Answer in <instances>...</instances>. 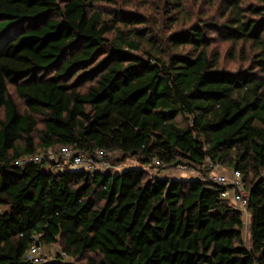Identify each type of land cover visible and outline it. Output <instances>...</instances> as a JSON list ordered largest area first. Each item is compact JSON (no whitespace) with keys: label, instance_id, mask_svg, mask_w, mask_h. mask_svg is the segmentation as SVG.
Here are the masks:
<instances>
[{"label":"trees","instance_id":"obj_1","mask_svg":"<svg viewBox=\"0 0 264 264\" xmlns=\"http://www.w3.org/2000/svg\"><path fill=\"white\" fill-rule=\"evenodd\" d=\"M62 147L239 172L249 246L217 186L14 165ZM33 244L66 257L42 264H264V0H0V264Z\"/></svg>","mask_w":264,"mask_h":264},{"label":"built area","instance_id":"obj_2","mask_svg":"<svg viewBox=\"0 0 264 264\" xmlns=\"http://www.w3.org/2000/svg\"><path fill=\"white\" fill-rule=\"evenodd\" d=\"M110 154L104 151H96L94 154L77 153L70 148L62 147L56 153L48 152L46 154L35 155L20 159L14 162L16 167H23L28 162L37 163L42 159L51 161L53 168L56 172H71V173H86L93 176L96 173H120L115 169L110 159ZM155 165L159 166L158 162ZM208 171L207 178L201 176L188 178L189 180H198L200 182L217 186L223 191L220 198L230 205L232 209L240 213L242 220L248 222V212L245 209L247 203L248 193L243 189L241 175L237 171L230 173L231 177L228 178L225 174L221 173L219 165L207 164ZM157 168L143 167V170L148 173L149 170H156ZM126 169V168H124ZM122 169V170H124ZM176 169L186 172H191V169L185 166H179ZM223 171V170H222ZM59 255L66 259L65 255L59 252ZM27 260L32 264H42V247L33 244L27 252Z\"/></svg>","mask_w":264,"mask_h":264},{"label":"rangeland","instance_id":"obj_3","mask_svg":"<svg viewBox=\"0 0 264 264\" xmlns=\"http://www.w3.org/2000/svg\"><path fill=\"white\" fill-rule=\"evenodd\" d=\"M214 47H215L214 49H216V51H218L220 54V64L222 68H225L228 70H236V68L241 66V62H240L241 60L237 56V54H236V59L234 61H231V59L228 57L231 55L230 46L228 44L219 42V43H216ZM119 159L120 158L114 155L111 157L112 162L115 163L113 164V167L115 169L118 168L116 172L118 171L121 172L123 171L122 169L124 168H142L143 169V166L141 167V165H139L137 161H135V159L130 158L124 162L119 161ZM221 173L225 174L228 178L231 177L230 173H228L225 170L223 171L221 170ZM160 174L161 176H159ZM148 175H150L151 178L158 177V178H169V179H173V178L186 179V178H193V177L196 178L200 176L197 170L192 169L191 172H186V171L178 170L176 168H167V169H163L159 171L149 170ZM243 222H244L245 227L243 228V231H242V238L247 247L249 246V240H250L249 228L247 225V221L244 220ZM59 252H60L59 247L56 245L42 247L43 262L52 261L59 255ZM64 262H70V260H65Z\"/></svg>","mask_w":264,"mask_h":264},{"label":"crops","instance_id":"obj_4","mask_svg":"<svg viewBox=\"0 0 264 264\" xmlns=\"http://www.w3.org/2000/svg\"><path fill=\"white\" fill-rule=\"evenodd\" d=\"M159 176H161V174H160ZM173 179H176V178H173ZM180 180H189V179H188V178H186V179H180Z\"/></svg>","mask_w":264,"mask_h":264}]
</instances>
